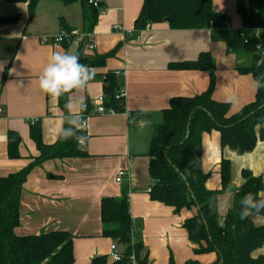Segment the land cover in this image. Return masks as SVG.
<instances>
[{
	"label": "crops",
	"instance_id": "crops-1",
	"mask_svg": "<svg viewBox=\"0 0 264 264\" xmlns=\"http://www.w3.org/2000/svg\"><path fill=\"white\" fill-rule=\"evenodd\" d=\"M143 1L102 0L105 10L100 9L92 22L79 1L67 4L64 0H39L30 11L29 1L0 0V18H16L15 22L0 23V177L19 173L40 156L31 138L30 121L39 120L37 127L46 146L55 145L59 129L65 127L67 113L58 99L42 93L38 86L39 75L53 52L84 57L114 52L105 67L93 70L102 75L116 73L119 86L127 90L126 109L137 114L139 122L129 124L123 115H94L89 104V140L83 150L86 156L48 159L31 170L20 198L21 218L16 234L66 231L73 237L74 264H92L94 258L101 256L113 264L109 254L114 242L102 234L101 202L104 198L121 199L128 195L134 240L143 242V256L150 264H168L171 257L175 264L192 260L213 264L218 255H196L183 228L185 220L196 211L176 214L151 199L148 152L154 127L162 123L170 101L200 95L209 87L208 71L172 69V64L196 61L200 55L209 54L215 77L213 99L228 103L227 98L235 94L239 102L228 103L232 112L255 101L254 78L240 69L250 67L253 61L244 38L252 39L258 31L242 32L237 3L248 0H212L214 11L226 16L224 29L209 26L172 30L165 22L150 24L138 32L135 23ZM116 26L122 30L115 31ZM62 29L76 32L78 38L66 45L41 43L43 37L56 35ZM89 45L95 49L90 50ZM103 89L101 79L91 81L82 94L86 103L103 96ZM10 132L21 140L20 158L16 160L8 157ZM223 158L230 161L235 189L244 184L243 171L261 177L264 183V142H258L252 153L238 156L222 150L218 132L203 136L202 166L209 175L206 187L213 192L210 205L221 221L232 205V194L222 190ZM123 169L130 170L131 178L118 184L116 176ZM224 200L230 202V207L219 208ZM250 219L255 226H264L263 216ZM252 258L262 259L264 264V246L255 250Z\"/></svg>",
	"mask_w": 264,
	"mask_h": 264
},
{
	"label": "trees",
	"instance_id": "trees-1",
	"mask_svg": "<svg viewBox=\"0 0 264 264\" xmlns=\"http://www.w3.org/2000/svg\"><path fill=\"white\" fill-rule=\"evenodd\" d=\"M5 2L29 1L30 11L39 0H2ZM67 4L79 1L84 6L85 15L92 22L104 4L102 0H64ZM98 2L99 8L94 6ZM237 12L246 31L259 30V39H252L245 48L253 61L250 67L241 68L255 79L264 66L256 67V62L264 56V0L238 1ZM16 18H0V23L15 22ZM168 23L172 30H193L214 26L227 27L226 16L213 9L212 0H144L136 20V31L140 32L150 24ZM67 30V29H66ZM70 31V30H68ZM259 45V47H257ZM114 52L106 55L84 57L78 55L80 63L91 69L105 67ZM172 69L208 71V90L193 97H176L163 112L162 123L154 127L148 156L149 174L153 182L150 197L174 210L176 214L195 210L183 224L196 255L216 253L218 259L213 264H263L262 259H253L252 253L264 246V226H255L250 218H239V200L246 193L263 192L261 177L243 171L244 184L235 189L231 179L230 161L221 162L222 190L232 194V205L221 221L210 205L213 192L208 190L207 175L202 166V139L205 134L216 131L220 134L222 150L228 149L241 156L252 153L258 142H264V88L257 90L253 103L238 112H232L231 105L213 99L215 77L213 61L209 54H202L196 61L170 65ZM103 82L106 106L122 113L124 102L117 100L119 88L116 73L96 74L92 81ZM68 96L58 98L59 106L67 113L65 104ZM87 101V110H90ZM65 127L67 125L65 124ZM31 138L40 156L25 169L16 174L0 177V264H74L73 237L66 231H53L40 235L19 236L20 198L28 174L36 166L48 159L82 158L86 152L79 150L74 139H60L53 146L42 141L41 130L32 126ZM18 134L10 132L8 137V157L20 158ZM264 217V212L259 214ZM103 236L117 244L122 259L113 264H150L143 256L144 244L134 240V223L130 215L128 195L121 199L104 198L101 202ZM134 257V263L132 258ZM108 257L101 256L92 264H108ZM168 264H175L170 258ZM186 264H200L192 260Z\"/></svg>",
	"mask_w": 264,
	"mask_h": 264
},
{
	"label": "clouds",
	"instance_id": "clouds-1",
	"mask_svg": "<svg viewBox=\"0 0 264 264\" xmlns=\"http://www.w3.org/2000/svg\"><path fill=\"white\" fill-rule=\"evenodd\" d=\"M262 66H264V56L256 62L257 68ZM94 75L93 69L80 63L78 55L55 51L43 67L38 78L40 91L53 100L68 96V101L65 104L67 114L64 120L67 127L61 126L58 137L63 140L74 139L78 149L82 151L86 149L89 140L87 135L88 121L83 116V113L87 110V103L82 94L88 90ZM253 85L257 90L264 88V71H261L254 79ZM227 102L236 104L239 99L233 94L227 98ZM239 204V218L241 220L258 216L264 212V192L255 195L246 193L239 200ZM218 207L228 208L230 202L224 200Z\"/></svg>",
	"mask_w": 264,
	"mask_h": 264
},
{
	"label": "built area",
	"instance_id": "built-area-1",
	"mask_svg": "<svg viewBox=\"0 0 264 264\" xmlns=\"http://www.w3.org/2000/svg\"><path fill=\"white\" fill-rule=\"evenodd\" d=\"M94 6L96 8H99L98 2L94 3ZM105 8H101V11L104 12ZM150 25L147 26L146 29H148ZM213 26H210L212 28ZM115 31H121L120 27L116 26L114 27ZM246 29H242V32H245ZM257 31V30H256ZM124 34H131L130 32L123 31ZM89 37V35H87ZM260 37V31H258V34L253 39H259ZM78 38V34L74 31H68L66 29H62L58 34L53 36H46L41 39L42 44H52V45H66L67 43H70V41H73V39ZM252 39L244 38V44L246 45L249 41ZM90 50H94V45H89ZM117 100H122L124 102L125 109L122 113L114 110L113 108H108L106 106V98L105 96L99 97L97 100H94L90 103L92 107V111L94 115H100V116H115V115H123L126 117L129 124L137 123L139 122V116L137 114H134L126 109V99H127V90L125 87H121L118 90V93L116 95ZM83 116L87 119V121L90 118L89 113H83ZM32 126H35L39 123L38 119H34L30 121ZM131 178V172L128 169L120 170L116 176V182L118 184H122L125 180H128ZM109 258L113 262H119L122 259V255L120 252H118V246L116 243H113L111 245V251L109 254ZM134 263V257L132 258Z\"/></svg>",
	"mask_w": 264,
	"mask_h": 264
},
{
	"label": "rangeland",
	"instance_id": "rangeland-1",
	"mask_svg": "<svg viewBox=\"0 0 264 264\" xmlns=\"http://www.w3.org/2000/svg\"><path fill=\"white\" fill-rule=\"evenodd\" d=\"M253 39V38H252Z\"/></svg>",
	"mask_w": 264,
	"mask_h": 264
}]
</instances>
